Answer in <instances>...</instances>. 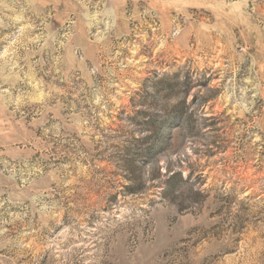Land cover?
I'll list each match as a JSON object with an SVG mask.
<instances>
[{"label": "rangeland", "instance_id": "obj_1", "mask_svg": "<svg viewBox=\"0 0 264 264\" xmlns=\"http://www.w3.org/2000/svg\"><path fill=\"white\" fill-rule=\"evenodd\" d=\"M0 264H264V0H0Z\"/></svg>", "mask_w": 264, "mask_h": 264}]
</instances>
